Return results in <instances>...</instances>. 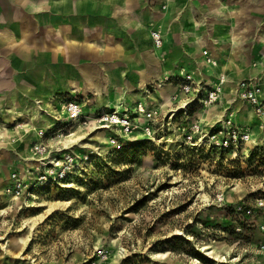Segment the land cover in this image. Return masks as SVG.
<instances>
[{"label": "rangeland", "instance_id": "rangeland-1", "mask_svg": "<svg viewBox=\"0 0 264 264\" xmlns=\"http://www.w3.org/2000/svg\"><path fill=\"white\" fill-rule=\"evenodd\" d=\"M166 84L163 76L147 85L145 93ZM226 87L233 86L227 81ZM157 94L156 100L164 97ZM80 96L91 101L90 95ZM55 99H47L49 104L32 101L28 119L45 118L44 109H51L54 128L72 123L63 100ZM233 102L239 105L237 99ZM129 107L121 106L119 112ZM9 108L0 105V191L14 152L5 143L14 141L20 128L21 134L29 133L18 125L24 116L13 119ZM97 110L85 106L83 112L95 116ZM239 114H244L238 116L241 124L263 135L252 158L186 147L183 137L166 127L157 131L155 141L140 137L117 147L108 143L106 129L72 124L64 132L68 145L72 132L86 134L74 149L95 151L91 165L75 185L42 187L28 206L12 212L4 211L8 205L1 191L0 252L7 250L16 255V263L30 264H89L98 247L110 252L109 264H264L256 248L264 239V204H256L264 203V123L255 113L250 123L246 109ZM26 137L19 145L21 154L39 139L38 134ZM254 147L249 143L245 149L250 153ZM249 207L256 212L248 214ZM210 250L214 256L208 255Z\"/></svg>", "mask_w": 264, "mask_h": 264}, {"label": "crops", "instance_id": "crops-1", "mask_svg": "<svg viewBox=\"0 0 264 264\" xmlns=\"http://www.w3.org/2000/svg\"><path fill=\"white\" fill-rule=\"evenodd\" d=\"M152 31L162 36L159 48ZM181 67L207 82L224 74L233 86L225 85L214 105L219 110L197 112L205 123L229 109L239 124L238 116L244 115L239 113L246 109L251 123L253 110L236 98L234 88L239 80L264 73V0H0V105L10 107L13 119L24 116L18 125L33 137V127L47 121L44 116L28 119L32 101L46 104L49 95L50 102L77 98L99 110L112 109L103 100L118 96L122 105L148 100L165 110L177 84L159 85L156 96L164 97L158 100L156 90L145 93L147 85ZM80 95H90L91 101ZM19 133L5 143L14 150L6 185L35 142L27 155L21 154L19 145L30 134H21V128ZM2 189L4 211H15L16 201ZM257 256L264 261V254ZM15 257L3 250L0 264H30L16 263Z\"/></svg>", "mask_w": 264, "mask_h": 264}, {"label": "built area", "instance_id": "built-area-1", "mask_svg": "<svg viewBox=\"0 0 264 264\" xmlns=\"http://www.w3.org/2000/svg\"><path fill=\"white\" fill-rule=\"evenodd\" d=\"M152 38L155 47H161L163 41L160 32L152 31ZM206 63L214 65L211 59H206ZM164 81L178 86V91L170 95L165 110L148 102H136L125 112H119V107L123 106L119 104L113 109H99L95 116H91L84 114L86 105L81 100L63 97L65 112L72 123H63V126L40 132L39 140L31 145V156L23 159L11 171L4 193L16 201L17 209H22L37 198L36 194L42 187H70L84 176L95 157V151L83 154L74 149L75 145L66 147L68 135L64 132L72 124L106 129L109 133L108 143L117 147L123 146L125 140L133 141L140 137L155 141L159 138L157 131L165 127L183 137L182 145L204 148L212 153L223 151L233 156H248L245 146L249 143L254 146L260 144V139L255 137L251 128L239 124L230 109L213 123H205L199 117L197 112L200 109H208L221 100L228 81L224 74H220L214 82H207L181 67L177 74L165 76ZM234 92L236 98L249 106L264 123V73L239 80ZM150 93L151 90H148L146 94ZM256 204L261 207L264 203L260 200ZM246 212L254 214L256 210L249 207ZM260 228L264 235V223ZM256 248L257 252L264 254V239ZM109 256L107 248L98 247L87 263L101 264Z\"/></svg>", "mask_w": 264, "mask_h": 264}, {"label": "bare ground", "instance_id": "bare-ground-1", "mask_svg": "<svg viewBox=\"0 0 264 264\" xmlns=\"http://www.w3.org/2000/svg\"><path fill=\"white\" fill-rule=\"evenodd\" d=\"M234 90H235V88H234ZM51 96L49 95L48 96V98H50ZM47 98V99H48ZM46 99V104H49L48 103V100ZM121 97H118V96H116L115 97V99H114V101H105V100H103V103H107L108 105H113L114 106V108L116 107V106H118V104H120L121 102ZM165 101V100H164ZM163 101V102H164ZM124 106V105H123ZM39 107V106H38ZM15 112V111H14ZM20 112H22V111H20ZM45 114H46V116H45V120L47 121L46 123H40V124H36L34 127H33V130H34V137L38 134V136H39V138H40V132L41 131H45V130H48V129H51L52 127H53V125H54V123H55V121H56V115L55 114H53L51 111H49V110H46V109H44V111H43ZM245 114V113H244ZM251 114V113H250ZM43 115V114H42ZM249 115V114H248ZM240 116V115H239ZM242 116V115H241ZM58 118V117H57ZM249 118V117H248ZM243 119V118H242ZM251 120V119H250ZM86 137V134H78V133H76V132H72L71 133V135L68 137V139H69V143H72L71 145H68V146H66V147H73L75 144H77L78 145V143L82 140V139H84ZM38 139V138H37ZM39 140V139H38ZM37 140V141H38ZM83 147V146H82ZM29 148V147H28ZM28 152H29V149H26L24 152H23V155H27L28 154ZM42 205H45L44 203L42 204ZM30 221V220H29ZM29 221L27 222V223H29ZM33 224H31L29 227H30V229H32L33 228ZM207 247H205V249H206ZM214 248V247H213ZM122 249V248H121ZM214 252H215V250H210V252H208V255H209V253L211 254V255H213L214 256ZM159 253V252H158ZM158 255V254H157ZM166 254L165 253H163V254H161L160 256H165ZM211 255H209V256H211ZM216 255L217 256H219L217 253H216ZM221 257H219V259H220ZM223 258H224V256H223Z\"/></svg>", "mask_w": 264, "mask_h": 264}, {"label": "trees", "instance_id": "trees-1", "mask_svg": "<svg viewBox=\"0 0 264 264\" xmlns=\"http://www.w3.org/2000/svg\"><path fill=\"white\" fill-rule=\"evenodd\" d=\"M149 141H150V140H145L144 142H149ZM134 143H135V142H133V143H128V144H134ZM263 147H264V145L261 146V148H263ZM257 148H258V146H255L254 148H252V150H251L250 153H249L248 158H252V155H253L254 151L257 150ZM192 150H193V149H192ZM197 150H199V149H197ZM200 150H202V149L200 148ZM209 154H216V153H214V152H213V153H212V152L210 153V152H209ZM219 155L225 157V156L230 155V154H229L228 152H223V151H222V152H219Z\"/></svg>", "mask_w": 264, "mask_h": 264}]
</instances>
